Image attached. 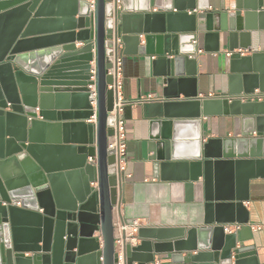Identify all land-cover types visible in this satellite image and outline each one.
Segmentation results:
<instances>
[{
	"label": "water",
	"instance_id": "obj_1",
	"mask_svg": "<svg viewBox=\"0 0 264 264\" xmlns=\"http://www.w3.org/2000/svg\"><path fill=\"white\" fill-rule=\"evenodd\" d=\"M121 4L119 11L112 0H95L92 11L87 0H0V264H116L121 186L117 197L106 141L113 101L107 71L118 38L123 55L154 56L160 79V93L141 101L148 159L162 179L182 183L185 191L201 187L208 210L204 227L140 228L139 243L124 246V264H264L239 245L247 239L225 234L221 225L247 221L238 217L247 194H218L220 165L236 172L240 165L264 164V100L197 97L193 0H173L165 10ZM262 6V0H237L244 32L224 37L231 52L229 96L260 88L251 56L236 50L251 52L244 42L252 29L247 19ZM53 8L56 14L47 15ZM48 26L57 29L42 30ZM213 36L219 41L218 32L205 35ZM206 49L219 51V44ZM93 57L96 123L86 122L93 114ZM201 114L231 116L232 135L203 141ZM187 126L190 149L180 139ZM222 201H230L231 210L219 216Z\"/></svg>",
	"mask_w": 264,
	"mask_h": 264
},
{
	"label": "crops",
	"instance_id": "obj_2",
	"mask_svg": "<svg viewBox=\"0 0 264 264\" xmlns=\"http://www.w3.org/2000/svg\"><path fill=\"white\" fill-rule=\"evenodd\" d=\"M241 2L244 0H240ZM256 1V0H255ZM196 4V37L190 45L195 44L196 74L195 89L197 97L208 98V94L229 95L231 72L227 40L229 33L244 32L245 18L243 13L237 14V0H193ZM128 6L135 4L145 7L148 4L155 9L172 7L173 0H125ZM185 3V0H184ZM262 8L254 11L255 15L247 19L252 28L244 38L251 48L248 53L239 50L241 56H251V66L259 76V89H255L258 96L253 100H264V0ZM207 6V9L199 7ZM175 10V9H173ZM52 9L47 15L56 14ZM57 27H45L43 31L55 30ZM40 32V31H35ZM210 32L219 33L216 38L205 37ZM80 46L79 42H76ZM215 44H219V51H209ZM123 48V47H122ZM122 52V51H120ZM122 79L123 95L127 100H137L147 94H159L160 79L154 75L152 59L148 55H123ZM213 99V98H210ZM126 141V171L127 177L121 186L120 217L129 223L133 218L141 219L140 228H200L207 226V208L202 198L203 189L185 191L182 183L169 182L162 179L157 163L148 159L150 154L146 150L148 118L143 114L142 102L127 103L124 106ZM233 118L231 116H203L200 117V128L203 141L208 138H224L232 135ZM192 127L181 129L180 139L184 147L191 148ZM255 134V133H253ZM129 175V176H128ZM164 178H167L164 176ZM202 182V178L199 179ZM218 187L221 197L245 193L248 200L243 201L238 210V217L245 218L242 225L257 223L264 220V164H246L238 166L236 172L224 165L219 166ZM70 189V187H69ZM220 215H227L231 210L230 201H222ZM224 207V208H223ZM225 224V223H224ZM220 225V224H213ZM223 225V224H221ZM242 229V228H241ZM224 232V231H223ZM225 233V232H224ZM238 237L247 239L239 243L246 245L249 253L256 254L260 262H264V231L243 229L236 232ZM226 234V233H225ZM166 262H170L167 256Z\"/></svg>",
	"mask_w": 264,
	"mask_h": 264
},
{
	"label": "built area",
	"instance_id": "obj_3",
	"mask_svg": "<svg viewBox=\"0 0 264 264\" xmlns=\"http://www.w3.org/2000/svg\"><path fill=\"white\" fill-rule=\"evenodd\" d=\"M90 9L94 11L95 8V0H87ZM113 5L117 10L122 9L121 0H112ZM112 46V63L111 67L108 69L107 74L111 76V84L108 85V88L112 90V108L107 112L108 116L112 119V124L110 126L112 133L107 137L106 147L112 151V155L114 157L113 163V174L116 178L115 188L117 190V197L119 193V186H122L123 180L127 177L125 174L126 171V129H125V120L123 117L124 106L127 103H137L141 101H149L154 98V95L147 94L146 96L140 97L137 100H127L123 95V79H122V56L121 49L122 43L118 38ZM116 45V48H115ZM197 53L201 52V50H197ZM239 52V51H238ZM94 53V50H93ZM225 55L230 56L231 52L226 51ZM192 55H189L191 57ZM95 73H96V62L95 58L90 61V70H89V80L92 84L88 85L90 96L93 98L90 101V106L93 114L86 120V122L96 123V110H97V91L95 85ZM258 96L257 92L253 91L250 94L241 93L238 96H224L210 93L208 94V98H223L228 97L229 99L238 98L241 101L253 100ZM9 105V103H7ZM87 162L90 164H96V158L89 156ZM129 176V175H128ZM91 185L94 188H97V183L93 182ZM19 204V203H17ZM114 251L117 254V262L116 264H124V246L129 244L130 246H135L139 243L138 238V230L141 227V219L133 218L129 223L121 221L118 217L117 211H114ZM242 224L240 223H225L222 225L223 231L226 234L236 233L242 228ZM250 230L253 231H264V220L247 224ZM102 260V257H100ZM136 264V263H133Z\"/></svg>",
	"mask_w": 264,
	"mask_h": 264
}]
</instances>
